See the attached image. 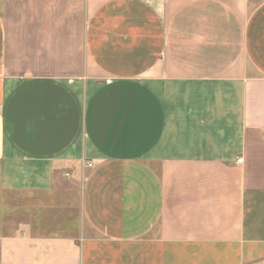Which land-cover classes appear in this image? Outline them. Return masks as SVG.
Masks as SVG:
<instances>
[{"label": "crops", "instance_id": "0c3cea01", "mask_svg": "<svg viewBox=\"0 0 264 264\" xmlns=\"http://www.w3.org/2000/svg\"><path fill=\"white\" fill-rule=\"evenodd\" d=\"M0 264H264V0H0Z\"/></svg>", "mask_w": 264, "mask_h": 264}, {"label": "built area", "instance_id": "2783aa9c", "mask_svg": "<svg viewBox=\"0 0 264 264\" xmlns=\"http://www.w3.org/2000/svg\"><path fill=\"white\" fill-rule=\"evenodd\" d=\"M237 162H238V163H242V162H243V158L239 157V158L237 159ZM88 166L91 167L92 164L89 163Z\"/></svg>", "mask_w": 264, "mask_h": 264}]
</instances>
